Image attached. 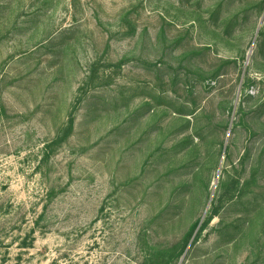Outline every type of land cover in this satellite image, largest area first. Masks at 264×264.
Returning a JSON list of instances; mask_svg holds the SVG:
<instances>
[{"label": "rangeland", "instance_id": "rangeland-1", "mask_svg": "<svg viewBox=\"0 0 264 264\" xmlns=\"http://www.w3.org/2000/svg\"><path fill=\"white\" fill-rule=\"evenodd\" d=\"M0 264H264V0H0Z\"/></svg>", "mask_w": 264, "mask_h": 264}, {"label": "bare ground", "instance_id": "bare-ground-1", "mask_svg": "<svg viewBox=\"0 0 264 264\" xmlns=\"http://www.w3.org/2000/svg\"><path fill=\"white\" fill-rule=\"evenodd\" d=\"M216 184V180L214 181V185Z\"/></svg>", "mask_w": 264, "mask_h": 264}]
</instances>
